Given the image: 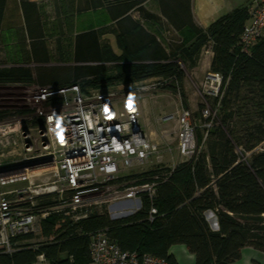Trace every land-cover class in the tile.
I'll list each match as a JSON object with an SVG mask.
<instances>
[{
	"label": "trees",
	"instance_id": "16d2710c",
	"mask_svg": "<svg viewBox=\"0 0 264 264\" xmlns=\"http://www.w3.org/2000/svg\"><path fill=\"white\" fill-rule=\"evenodd\" d=\"M145 2L77 0V13L106 8L115 25L76 34L71 54L76 66L66 68L62 78L52 76L53 70L38 68L37 84H78L87 92L90 87L88 90L105 89L110 82L167 78L175 91L184 80L178 60L192 69L201 50L210 45L209 69L222 78L220 98H214L219 102L220 127L213 126L212 120L203 149L173 168H156L124 178L135 179L132 185L156 184L154 196L142 194L141 208L132 215L111 220L104 208H95L75 222L52 215L41 222L43 236L53 238L50 242L35 250L30 243L33 235L18 236L14 243H29L16 246L12 253L0 251V264H34L41 253L48 264H88L91 236L97 231H105L121 250L149 253L167 264H179L170 253L177 245L194 256V264H233L246 247L264 253V38L248 55L240 53L238 41L249 17L248 6L203 29L194 22L192 0H157L159 15L148 12ZM5 4L6 0H0V29ZM20 4L29 41L27 58L37 65L48 64L37 5L28 0H20ZM133 13L152 23L160 34L168 32L167 44L157 38L158 32H149L134 20ZM105 33L114 35L119 55L103 43ZM57 48L64 59L59 40ZM22 55L16 56L17 64L0 71V83L33 81L32 71L21 63ZM123 60L133 64L119 66L108 78L101 63ZM201 120L205 124L211 121L203 116ZM237 150L249 156L242 160ZM152 207L157 213L149 221ZM206 212L214 214L218 230L211 229Z\"/></svg>",
	"mask_w": 264,
	"mask_h": 264
},
{
	"label": "built area",
	"instance_id": "2783aa9c",
	"mask_svg": "<svg viewBox=\"0 0 264 264\" xmlns=\"http://www.w3.org/2000/svg\"><path fill=\"white\" fill-rule=\"evenodd\" d=\"M248 7L249 17L238 41L240 53L246 55L264 38V0H251ZM221 83V76L209 71L203 88L213 95L211 97L217 98ZM51 89L41 90L34 102L41 101L49 106L46 112H40L43 130L37 132L40 145L54 159L52 180L32 189L33 177L28 169L19 166L0 168V190L19 183L27 184L0 191V251L5 253H12L16 246L29 243H14L12 240L18 236L39 237L38 242L32 243L35 250L50 242L53 238L42 234L43 220L52 215L69 222L87 217L92 196L112 183L123 169L135 162H146L157 153L156 146L142 132L140 106L130 94L115 98L105 90L82 92L78 84ZM54 96H59V100L54 101ZM202 116L206 119L211 114L205 110ZM190 118L187 111L178 116V152L187 159L196 152ZM16 128L0 124V135L14 133L18 131ZM155 187V183L141 184L115 192L109 199L107 213L110 219L118 220L115 218L138 211L133 209L141 208L140 196L147 194L152 198ZM38 200L40 205L36 203ZM124 207L131 210L123 211ZM156 213L152 207L148 213L149 221ZM90 254L88 264H167L165 259L149 253L121 250L105 231H97L91 236ZM34 264H48L45 255L38 254Z\"/></svg>",
	"mask_w": 264,
	"mask_h": 264
},
{
	"label": "rangeland",
	"instance_id": "374dc122",
	"mask_svg": "<svg viewBox=\"0 0 264 264\" xmlns=\"http://www.w3.org/2000/svg\"><path fill=\"white\" fill-rule=\"evenodd\" d=\"M147 1L148 2H145V4L147 3L146 6H150L151 2L149 1L151 0ZM45 17L44 15V19ZM95 17L94 15H89L85 21L89 20L92 24H98L97 20L99 16ZM132 17L140 24L142 23L147 27L150 25L148 22L141 20L137 13H133ZM50 18H53V15L50 16ZM18 20V17H16L15 23L19 24ZM52 20L53 19H50L48 22H45L50 23ZM106 28H108V26H106ZM101 38H103V43L106 42L116 54H120L111 33H105ZM157 38L165 44L164 37L158 34ZM63 39V48L61 46V51L63 52L62 57H64V59H61L59 56L57 38L51 37L48 41L51 63L45 65H37L29 62V58H27L28 53H26L28 52V48L24 41L22 42L20 40L16 48L10 47L8 53L5 48H3L4 50L0 48V71H6L10 66L17 64L16 59H19V57L16 56L23 54L21 63H24L32 71L33 78L31 83H0V124L17 127L16 130H18L6 136L0 135V168L19 166V168L28 169L30 175L33 177L32 189L38 186H45L52 180L51 171L54 166V159L49 151L43 149L40 145L37 132L43 125V117L40 115V112H46L49 106L41 101L35 103L34 97L40 95L43 89L47 90L52 88L56 90L63 88L55 85H38L36 82V77L38 75L37 69L45 68L46 70H53L52 76L62 78L66 76V68L76 66L72 61V51L69 47V44H72V37ZM210 52V45L203 48L198 57V59H200L198 60V66L193 70L189 69L185 62L178 60L179 67L184 73V80L181 86L176 87L175 91L170 89L172 81L167 78H152L144 81H130L127 83L110 82L105 89H99V91L105 90V92L113 94L115 98H120L124 94H130L131 97L137 100L141 110L140 124L142 132L145 138L156 146L157 153L151 155L146 162H135L130 167L120 171L117 174V178L112 183L103 186L98 194L92 196L90 201L91 206L88 208L89 212L95 208H104L108 212L110 209L109 199L111 195L115 192L123 191L128 187L135 186L132 185L135 179L129 181L124 180L127 176L151 171L156 168H173L178 163L187 160V157L181 156L178 152V129H180L178 116L183 111L190 113V123L193 127L196 152L203 149L206 130L211 129L212 125L210 123L212 120H214L213 123H215L213 126L220 127L218 117L220 109L219 102H216V100L211 97L213 95L203 88V83L206 81V76L210 71L208 62L206 61V57L210 55ZM13 56L16 57L15 60ZM132 64L133 62L131 60L101 63L106 70L108 78L115 75V71L119 66ZM141 87L146 88V90H140ZM88 89L87 92L98 91ZM219 98L220 93L218 99ZM46 100L50 102L49 99ZM56 100H59V96H54V101ZM201 109L202 111L207 110L209 114H211L210 118H206L211 121L206 124L201 120ZM237 151L238 155L242 157V160H245V158L249 156V154L242 155L239 150ZM25 184L26 183L15 184L0 191H10L17 187L26 186L27 184ZM53 200L54 198L52 201ZM36 203L38 205L41 204L39 200ZM130 210V207L123 208V211ZM133 210L135 212L139 209L135 208ZM205 216L212 228L215 223L214 215L206 212ZM38 240L39 237L35 236L30 242L36 243ZM181 247L183 248V254L179 255L180 259L187 261L188 264H194V256L183 246ZM252 255L255 257H252ZM262 256H264V253L249 247V249L247 248L245 252L242 253L240 260L234 264H258L256 259L259 260L260 257L261 259L259 261L262 263V261H264Z\"/></svg>",
	"mask_w": 264,
	"mask_h": 264
},
{
	"label": "crops",
	"instance_id": "0c3cea01",
	"mask_svg": "<svg viewBox=\"0 0 264 264\" xmlns=\"http://www.w3.org/2000/svg\"><path fill=\"white\" fill-rule=\"evenodd\" d=\"M28 1L35 3L37 5L41 17L43 33L45 36L44 40L47 45L49 57H50V50H49L50 48L48 41L51 37L54 38L56 37L57 40L60 41L62 48H63V40H64L63 38L72 37V44L71 45L69 44V47L72 51L73 38L76 34L87 31L89 29H99L106 26L113 27L115 25L114 21H112L111 19L110 12L107 11L106 8H100L96 10L77 13L76 12L77 0H28ZM149 2H151L150 6H146L147 4L146 3L144 4V8L152 14L159 15L160 13H159L157 0H151ZM250 3L251 0H192L193 19L197 26L206 29L219 18L231 13L234 10L244 8L250 5ZM44 15L46 16L45 19H44ZM52 15L53 18H50V16ZM89 15H94V17L99 16L98 17L99 19L97 20L98 24L97 23L92 24V22H90L89 20L85 21ZM16 17H18L19 19L18 20L19 24L15 23ZM50 19H53L52 22L47 23ZM141 25L149 32H153V33L158 32V34H160L159 31H156L157 29L152 23L148 27L143 25L142 23ZM153 29L154 30L156 29L155 32L153 31ZM160 35L164 37V41H165V44L164 43L162 44L166 45L168 42L167 37L169 33L163 32ZM175 35L179 37L178 33H175ZM20 40L22 42L23 41L26 42L28 48L29 41L27 39V34L23 24L20 0H6L2 25L0 29V48L1 49L5 48V50H7L8 53L10 47H15V48L18 47ZM13 59L15 60L16 57L13 56ZM211 59H212V53L210 52V55L206 57V61L208 62L209 67H210ZM198 60L196 66L193 67L191 70L196 69V67L198 66L197 65ZM49 63H51L50 59H49ZM209 213L213 214L212 212ZM214 218H215V223L214 226H212L211 228L212 230L218 228L216 217L214 216ZM247 248L249 249V247L244 248L242 250V253L245 252ZM182 249L183 248L181 246H173L170 249V253L175 257V259L178 261L179 264H188L187 261L181 260L179 257V255L183 254ZM252 257L255 256L252 255ZM262 259H264V256H262ZM259 260L256 259V262L258 264H264V261L261 260L262 261L261 263Z\"/></svg>",
	"mask_w": 264,
	"mask_h": 264
},
{
	"label": "water",
	"instance_id": "95a60500",
	"mask_svg": "<svg viewBox=\"0 0 264 264\" xmlns=\"http://www.w3.org/2000/svg\"><path fill=\"white\" fill-rule=\"evenodd\" d=\"M40 130L42 131V130H43V128H42V127H40ZM26 135H27V134H26ZM129 215H130V214H128V215H124V216H122V217L115 218V219L124 218V217H127V216H129ZM112 220H114V218H113ZM213 230H218V228H216V229H213Z\"/></svg>",
	"mask_w": 264,
	"mask_h": 264
}]
</instances>
